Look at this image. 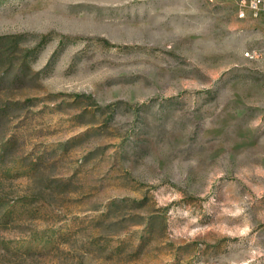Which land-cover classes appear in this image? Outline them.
Listing matches in <instances>:
<instances>
[{
    "label": "rangeland",
    "instance_id": "374dc122",
    "mask_svg": "<svg viewBox=\"0 0 264 264\" xmlns=\"http://www.w3.org/2000/svg\"><path fill=\"white\" fill-rule=\"evenodd\" d=\"M0 35V264H264V14L0 0Z\"/></svg>",
    "mask_w": 264,
    "mask_h": 264
},
{
    "label": "trees",
    "instance_id": "16d2710c",
    "mask_svg": "<svg viewBox=\"0 0 264 264\" xmlns=\"http://www.w3.org/2000/svg\"><path fill=\"white\" fill-rule=\"evenodd\" d=\"M33 49L22 47L21 38L15 35H0V87L11 91L28 75V56ZM18 102L5 104L7 115L15 110ZM2 131V130H1Z\"/></svg>",
    "mask_w": 264,
    "mask_h": 264
},
{
    "label": "built area",
    "instance_id": "2783aa9c",
    "mask_svg": "<svg viewBox=\"0 0 264 264\" xmlns=\"http://www.w3.org/2000/svg\"><path fill=\"white\" fill-rule=\"evenodd\" d=\"M242 6L248 7L253 16H260L261 14H264V0H242ZM244 15V8H242L240 16ZM247 55H250V53L247 52Z\"/></svg>",
    "mask_w": 264,
    "mask_h": 264
}]
</instances>
